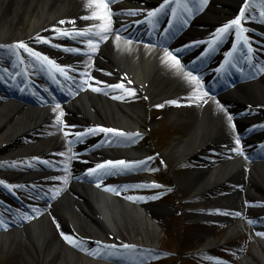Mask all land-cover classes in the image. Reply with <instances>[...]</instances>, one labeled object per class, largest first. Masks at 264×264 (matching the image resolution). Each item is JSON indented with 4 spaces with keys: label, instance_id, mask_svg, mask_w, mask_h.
<instances>
[{
    "label": "bare ground",
    "instance_id": "bare-ground-1",
    "mask_svg": "<svg viewBox=\"0 0 264 264\" xmlns=\"http://www.w3.org/2000/svg\"><path fill=\"white\" fill-rule=\"evenodd\" d=\"M251 1L212 0L196 21L199 26H211V30L233 13L245 12V4ZM89 3L90 0H0V41L4 43L13 39L14 45L24 42L31 49L52 53L51 48H55L62 37L60 33L68 29L66 23L60 21L67 22V17L80 12L83 18L91 16L95 9L89 8ZM2 51L9 49L3 47ZM99 53V62L94 67L99 74L96 78L107 79L113 85L123 84L119 96L124 98L85 91L58 109H37L13 99H2L0 160L37 157L50 145L63 148L65 145L58 131L48 130L50 137L46 139L16 145L24 136L54 122L60 111L63 115L76 113L86 122H97L100 128L134 134L153 123L152 111L162 104L170 119L187 133L184 137L174 138L166 157L175 156L177 164L199 161V167L191 169L184 177L183 187L192 195L188 202L204 198L217 205L221 199L214 201L213 197L223 195L224 199L233 202L232 211L235 213L242 211L249 219H264V162L249 163L236 154L216 163L210 159L236 148L226 112L247 111L232 120L235 126L252 123L257 116L264 117V73L257 80L230 89L219 98L204 96L199 103L192 102L191 108L178 109L166 102L193 101L196 86L189 82L182 70L170 66L164 50L111 35ZM140 95L145 97L144 103L138 101ZM219 102L225 104V109L223 105V110L218 106L221 105ZM251 144L247 142V145ZM148 150L144 145L134 147L135 154ZM124 157L123 161L130 162L129 155ZM1 168H5L2 163ZM125 181L135 183L130 175L125 176ZM238 184L244 189L237 188ZM129 197L121 198L117 192L101 190L95 185L74 183L70 192L46 207L35 220L0 232V251L4 255L13 254L11 259L15 264H125L87 254L69 244L64 235L94 240L105 233L114 235L121 229L126 233V241L133 246L142 243L141 237L135 240L134 233L129 235L127 231L136 226L144 236V243L149 245L150 237L146 234L155 232L159 226V207L143 200L135 202ZM233 222L235 232L245 230L244 219ZM259 233H264V226ZM253 251L256 258L246 255L242 264H264V235L257 234Z\"/></svg>",
    "mask_w": 264,
    "mask_h": 264
},
{
    "label": "rangeland",
    "instance_id": "rangeland-1",
    "mask_svg": "<svg viewBox=\"0 0 264 264\" xmlns=\"http://www.w3.org/2000/svg\"><path fill=\"white\" fill-rule=\"evenodd\" d=\"M139 97L140 103L146 101L144 96ZM165 111L164 107H156L152 111L153 123L147 129L143 126L138 131V142L146 144L149 149L146 155L148 161L141 163L137 167V174H133L135 182L139 183L127 186L121 192L123 197H145L132 201L143 200L158 206L159 226L155 232H144L150 237V248H140L133 257H124L122 253L113 257L128 263L141 264H242L246 255L255 257L253 248L256 233L262 230L260 226L248 223L244 231L237 233L233 224L216 221L222 220V215L205 212L210 207L206 200L188 202L192 195L183 187L186 181L184 177L198 166L196 162L177 164L175 156L166 157L174 138L184 137L187 133ZM143 124L144 121L141 126ZM145 171L150 174H141ZM151 175L157 178L156 183L140 182L150 180ZM127 231L129 235L133 232L135 239L141 237L142 243L145 242L138 227L132 226ZM125 234L121 229L116 233L122 240H125ZM78 241L84 249L97 253V246H88ZM98 251L100 253L103 248ZM12 256L13 254L4 255L0 251V264H15Z\"/></svg>",
    "mask_w": 264,
    "mask_h": 264
},
{
    "label": "snow or ice",
    "instance_id": "snow-or-ice-1",
    "mask_svg": "<svg viewBox=\"0 0 264 264\" xmlns=\"http://www.w3.org/2000/svg\"><path fill=\"white\" fill-rule=\"evenodd\" d=\"M203 3H207V0H203ZM89 8L95 9L96 11H93V14L91 16L88 17H84V19H90V20H99L101 21V23L99 24H93L91 28H88L86 30L83 31H64L62 33H60L61 35L65 36V37H70V36H89V35H95L97 37H99L100 39H107V33L112 31L111 29V13L108 10V4L104 3V0H90V3L88 4ZM181 7L184 9V11L190 16L192 14V8H190L187 4L181 5ZM199 7V5L197 6ZM245 9L248 8V5L245 4ZM164 9L160 8L157 9L155 11L150 12L148 15L150 17H156L160 12H162ZM130 14H135L134 12H130ZM174 18H175V14H173ZM245 20V12L241 11L240 15L238 18L233 19L232 21H230L229 23L223 25L221 28H219L217 30V33L215 34L214 38L207 43V47L210 50H215V47L222 42L223 38L229 34L230 30H234L236 33V37H237V45L239 46L241 43V38H243V43L244 44H248L249 45V50L251 52H255V49L251 48L250 42L248 40V37L245 35L248 32V29L244 27L243 25V21ZM185 24L187 23V21H183ZM61 24L66 23V21H60ZM72 24H75V21H71ZM93 29H95V32H93ZM58 33L60 32L59 29L56 30ZM48 42V41H45ZM198 43V42H197ZM88 46L90 51L95 52L96 51V44L93 43V41L91 39H89L88 41ZM12 48L14 50H19V49H23L26 52H28L30 55L34 56L38 61H41L42 63H46L49 66L50 70H54L55 72H58L62 75L65 76V78L67 79H71V77L68 76L67 71L65 68L60 67L59 65L56 64V62L54 60L49 59V57L42 55L39 52L34 51L33 49L29 48L28 45L24 42H19L18 44L12 46ZM67 51H78V49H67ZM179 51V50H177ZM236 49H233V52H235ZM18 54V52H17ZM229 57H232L233 53L230 52ZM165 59L167 62H169L170 66L173 68H177L178 70H180L182 68L181 64H180V60L177 58L176 55H173L172 52L169 51H165ZM249 59L251 60V57H249ZM231 63V60H226L225 64H229ZM262 71H264V69H261ZM186 78L189 80L190 83L194 84L196 87L194 88V96H193V101L192 102H196L199 103L200 100H202V96L201 95H195V92L197 89H199L201 87V82H200V78L198 76H194L191 72L185 73ZM89 87H91V85H89ZM110 87H115V88H123L124 85L123 84H118V85H112ZM94 91H102V89L99 88H93ZM125 91L128 92L129 95L132 94V92H130L129 90L125 89ZM203 95H207V92H204ZM117 99H123V96H118L116 97ZM166 103L169 104H177L178 101L172 100V101H167ZM164 105H157V107H163ZM222 110H223V106L222 105H218ZM60 106L57 105L56 108L58 109ZM56 109H53V111H55ZM63 113H60V116H62ZM60 116L57 117V121L61 122L60 120ZM228 121L231 122L232 117L229 115L227 117ZM232 127L234 128L235 125L233 124ZM97 131L99 132H103V133H112L114 134V136L116 137H130V136H138L140 135L139 133H134V134H129V133H125L123 131L117 130V129H111V128H99V129H95V128H90L88 129V133L90 134H94ZM77 135H82V134H77ZM235 143L236 145H240V138L236 137L235 139ZM233 151L237 152V153H242V149L240 147H237L235 149H233ZM149 159H152L151 157H149ZM138 163H144L143 161L138 162ZM134 165L130 164L126 161L123 160H119V161H107L104 164H98L95 168L90 169L89 170V175L91 176H97V175H107V174H112L115 171H124L126 169H130L132 168ZM3 181H0V184H3ZM139 186V185H138ZM153 186H158V185H153ZM6 187H8L9 189H12L13 186L12 185H6ZM109 190L111 191H115V189H111L109 188ZM58 194V191L57 193ZM155 198V197H153ZM129 199H145V197H129ZM237 215H239L237 213ZM30 217H25V219H28ZM0 224H2V222H0ZM4 227H7V225H3ZM62 235H64L62 233ZM258 235H264V233H258ZM64 239L72 245H76L79 246V241L70 236V235H64ZM110 248H114L116 247L115 245H109ZM123 247L125 248H130V247H134L132 245H124Z\"/></svg>",
    "mask_w": 264,
    "mask_h": 264
}]
</instances>
